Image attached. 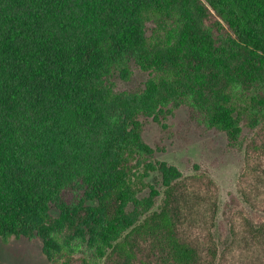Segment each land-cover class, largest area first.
Instances as JSON below:
<instances>
[{
	"label": "trees",
	"instance_id": "16d2710c",
	"mask_svg": "<svg viewBox=\"0 0 264 264\" xmlns=\"http://www.w3.org/2000/svg\"><path fill=\"white\" fill-rule=\"evenodd\" d=\"M181 107L245 153L222 219L211 175L144 137ZM0 237L54 264H264V0H0Z\"/></svg>",
	"mask_w": 264,
	"mask_h": 264
},
{
	"label": "rangeland",
	"instance_id": "374dc122",
	"mask_svg": "<svg viewBox=\"0 0 264 264\" xmlns=\"http://www.w3.org/2000/svg\"><path fill=\"white\" fill-rule=\"evenodd\" d=\"M174 22L169 25L162 23L158 28L160 35H165ZM209 25V24H208ZM148 27L153 29L154 23L149 21ZM215 38L219 33L213 29ZM149 74L138 66L133 67L129 80H119L118 88L136 89L144 84ZM188 108L181 107L172 116L158 123L146 119L144 128L145 139L155 148L156 158L166 160L178 166L185 175L199 171L208 172L218 186L221 199L220 219L225 203L239 196L238 180L243 169L245 153L234 152L228 147L227 135L216 129H204L196 122L189 120ZM160 182L161 177L155 173ZM162 185V184H161ZM237 207V206H236ZM235 207V208H236ZM253 220L257 221L262 214L248 210ZM225 226L226 223L224 222ZM43 243L40 239L10 237L7 240L0 237V264H54L43 254ZM84 254V252L80 253ZM86 257V256H85ZM89 259L90 256H87Z\"/></svg>",
	"mask_w": 264,
	"mask_h": 264
}]
</instances>
